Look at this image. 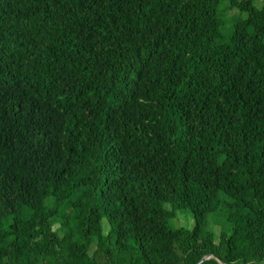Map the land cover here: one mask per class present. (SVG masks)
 <instances>
[{"label":"trees","instance_id":"1","mask_svg":"<svg viewBox=\"0 0 264 264\" xmlns=\"http://www.w3.org/2000/svg\"><path fill=\"white\" fill-rule=\"evenodd\" d=\"M204 257L264 264V0H0V264Z\"/></svg>","mask_w":264,"mask_h":264},{"label":"rangeland","instance_id":"2","mask_svg":"<svg viewBox=\"0 0 264 264\" xmlns=\"http://www.w3.org/2000/svg\"><path fill=\"white\" fill-rule=\"evenodd\" d=\"M256 5L260 6V2H256ZM223 6L224 5L222 4V7ZM227 200L228 199L226 198V201ZM225 214L226 213L224 211H220L217 214L211 215L209 229L214 233L216 241L219 240V236L222 230L230 231V225L227 223L225 219ZM178 216H179L178 220L173 221L174 226L176 227L184 226L185 228H189V229L193 228L194 225L193 215L189 210L179 211Z\"/></svg>","mask_w":264,"mask_h":264},{"label":"water","instance_id":"3","mask_svg":"<svg viewBox=\"0 0 264 264\" xmlns=\"http://www.w3.org/2000/svg\"><path fill=\"white\" fill-rule=\"evenodd\" d=\"M207 257H204L198 264H200L203 260H205Z\"/></svg>","mask_w":264,"mask_h":264}]
</instances>
